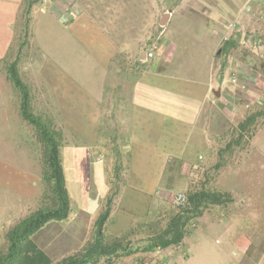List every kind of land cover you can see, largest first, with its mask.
I'll return each instance as SVG.
<instances>
[{"label": "crops", "instance_id": "1", "mask_svg": "<svg viewBox=\"0 0 264 264\" xmlns=\"http://www.w3.org/2000/svg\"><path fill=\"white\" fill-rule=\"evenodd\" d=\"M28 1L0 0V188L5 194H13L9 195L13 203L3 204L7 214L18 213L17 200L35 202L39 196L38 175L30 170V163L25 164L26 156L15 137V132L38 130L22 117L21 93L10 80V66L6 64L19 48L15 44L19 45V25ZM30 8L33 25L39 13L51 15L61 33L67 35V44L60 48L52 47L51 40L49 44L47 40L45 44L38 43L34 37L43 47L45 71L50 74L47 79L51 86L46 87L45 97L49 115L45 119L60 121L62 132H110V142H114V151L119 154L114 162L101 161L106 170L101 172L106 178L80 181L84 188L86 184L93 187L100 200L116 187L113 202L118 212H111L104 231L113 227L112 234H122L139 220L152 218L159 211L163 213L172 193L184 194L190 183H197V170L210 168L217 161L210 138L212 132H217L221 109L230 112L235 106H242L245 99L251 105H260L261 82L253 57H258L262 50L264 54V0H54L50 5L40 3ZM237 21L241 25L231 29L229 25ZM245 30L259 33L263 47L257 40L255 44L247 40ZM243 49H250L251 59L244 60ZM149 53L154 57L148 58ZM241 64L243 71L234 83L231 72H238L236 65ZM260 68L264 69V65ZM17 70L30 90L22 78L24 69L18 66ZM82 76L87 78L83 80ZM84 90L87 100L82 99ZM37 117L53 131L48 121ZM148 124L162 132H175L178 138L190 139L192 150L166 152L164 157L169 159L162 164H132L130 133ZM1 135L7 137L8 144L12 143L13 157L11 151L3 148ZM93 145L99 147L101 140L94 139ZM90 148L84 149L91 151ZM204 148H208L207 152ZM78 158L83 173H88L91 161L81 155ZM174 159L184 163L183 169L192 168V174L175 172L171 165ZM64 174L70 190L69 178L74 176L69 177L65 169ZM74 182L82 200L78 213L84 218L81 226L87 222L95 224L102 214L89 208L91 189L87 187L84 192ZM99 182H103L102 189ZM3 189H10V193ZM211 209L199 218L202 233L226 228L221 217H216L218 221L211 219L212 212L219 215ZM71 216L72 208L68 219L60 224ZM85 234L84 228V238ZM187 240L188 236L177 248L120 257L118 264H143L153 254L166 256L170 264H177L181 258L179 249Z\"/></svg>", "mask_w": 264, "mask_h": 264}, {"label": "rangeland", "instance_id": "2", "mask_svg": "<svg viewBox=\"0 0 264 264\" xmlns=\"http://www.w3.org/2000/svg\"><path fill=\"white\" fill-rule=\"evenodd\" d=\"M52 2L54 0H29L27 2L18 30L19 45L18 43L15 44L19 48L13 53L14 55L11 54L8 63H6L8 64L7 66L16 64L17 68L19 66L20 69H24L22 78L30 86L31 108L33 107V111H35L37 116H41L44 119L49 115L48 106L45 105V97L47 95L46 87L48 85L51 86V82L47 79L50 74L45 71L43 47L39 46L38 43L45 44V40H47L49 44V40H51L52 47L57 48L59 46L60 48L67 44V35L66 32L61 33L62 30L56 22H53L51 15L46 14V17L44 13H39L33 25L34 15L30 7L40 3L50 5ZM70 2L71 0H69ZM29 5L30 7L28 8ZM244 33H246L245 38L251 43L255 44L259 41V33H249L246 30ZM255 34L256 37H254ZM34 37H36L38 43L34 41ZM260 44L263 47L264 43L260 42ZM86 52L91 55L89 50ZM242 52L244 60L247 61V59L252 58L250 49H243ZM250 61L248 63H255L253 65L261 82V87L258 91L259 95H261L260 105H251L245 99L241 103L242 106H235L230 112L221 109L217 116V132H212L210 138V145L216 152L217 161L213 162L210 168L197 170V175L195 176L197 177V183H190V186H187V191L184 192L185 195H188L201 190H209L230 194L232 202L212 208L211 210H215L219 215L211 211L210 216L213 217L211 218L212 220H217L216 217H221L226 228L218 231L211 229L212 231L202 233L203 229L200 230L202 226L199 218L192 220L187 229L188 240L179 249L178 253L181 258L177 264H264V69L260 68L261 64L264 65L263 50L258 57H253V62ZM243 66L242 64L236 65V70H238L239 74ZM82 78L85 80L87 77L82 76ZM53 82L56 81L53 79ZM85 93L86 91L84 90L82 93L83 100L88 99L87 96H84ZM81 111L84 112V109H81ZM250 116L255 117V120L247 126L246 130L242 131L240 124L245 123ZM46 121H48L46 123L51 126L53 131H58L57 133L61 137V157L64 158L63 168L66 174L68 175L69 172V177L74 176L69 178L72 206L70 219L62 224L60 222H52L33 237L38 247L45 251L56 263L67 256L78 253L85 246L83 245L84 239L87 240L85 242L87 244L93 239L95 234L96 223L87 222L86 225L81 226L80 221L83 222L84 218L79 216L78 213L82 210V200L78 195L79 191L74 181L79 183L77 187L84 192L87 187L91 189L88 193L90 209L100 211L101 214L109 210V215L112 211L113 213L118 212L117 205L113 202V192H115L116 187H114L112 194L100 200L101 196L99 198L98 196L96 197L95 192L92 190L93 187H89V184L88 186L86 184L84 188L80 181L84 179L87 183V181L89 182V180L96 178L95 181L97 182L101 179L100 177L106 178L102 174L103 171H106L102 166V162L104 164L109 163V161L114 162L118 159L119 154L114 151L115 148L112 145L114 142H110V132H62L60 121ZM29 129L30 132H15V137L21 145V149H23L22 155L26 156L25 164L27 165V162L30 163L32 167L30 170L35 171L38 175L37 191L39 196L35 202L24 203L21 200H17L15 204L19 208L18 213L9 212L7 214L2 208L3 204L13 203L10 200L12 197L9 196L11 194L9 192L10 189L9 191L3 189L4 192L10 193L5 194L1 192L0 188V252H4L8 247L7 233L12 227L33 212L52 203L51 186L45 178L47 168L45 165L44 145L39 138L38 132H33V129ZM115 133L113 132V134ZM130 134L128 149L132 164H146L149 161H156L157 164H162L169 159V157H164L166 152L176 154L184 148L188 151L192 150V147L189 148L190 144H188L190 139H186V137L178 138L175 132L159 131L157 126L153 124L143 125V129L139 128L136 132L134 131ZM11 135H13V132ZM182 135L188 136L187 132H183ZM3 137L1 135L5 146L3 148L6 151H11L9 154L13 157L12 143L8 144L5 141L7 137ZM94 139L101 140V145H98L99 147L97 148L93 145ZM108 146L111 147L108 148ZM85 147H91L95 149V152L91 148V151L84 149ZM144 148L146 151H144ZM208 148H204V150L207 152ZM79 149H81L80 152ZM1 153H4V151ZM79 155L83 159L86 158L85 160L91 161L86 174L81 169ZM138 159L140 161L136 162ZM171 165L174 167L175 172L180 170L186 171L187 175L192 174V168L190 170L183 169L184 163H180L176 159L173 160ZM138 171L139 173L143 172V170ZM99 172L100 174H98ZM131 172L135 171L131 169ZM102 184L103 182L98 184L101 189ZM172 194L169 196V201H167L163 213L159 211L152 218L139 220L136 226L132 227L127 233L112 234L111 229L113 227L111 229L108 227L109 230L104 231L105 235L110 236V238L115 235L119 236L127 248L126 251L144 253L141 249L147 245L148 236L163 231L168 226L170 219L178 213V206L173 203V196L177 192ZM11 195L13 196V194ZM6 197L9 198L6 199ZM94 197L96 200L92 201ZM14 216L15 219L13 220ZM212 220H210V223ZM81 228H83V232ZM84 228L86 229L85 238ZM119 256L125 257L127 255L125 252H121ZM153 256L155 254L149 256V258L151 259ZM158 256L167 259L166 256L161 254ZM119 258H112L111 263H109V259L104 258L98 264H118Z\"/></svg>", "mask_w": 264, "mask_h": 264}, {"label": "trees", "instance_id": "3", "mask_svg": "<svg viewBox=\"0 0 264 264\" xmlns=\"http://www.w3.org/2000/svg\"><path fill=\"white\" fill-rule=\"evenodd\" d=\"M9 75L12 83L21 93L22 117L38 130L39 138L44 145L47 168L45 178L51 186L52 203L33 212L8 231V247L4 252H0V264H98L104 258L109 259L111 263V259L119 258L121 252H125L127 256L134 254L135 251H126L127 248L119 236L110 238L105 235L104 226L109 218V210L98 218L93 239L78 253L67 256L59 262L55 263L35 243L33 237L46 225L68 219L71 213V196L64 174L60 135L52 131L33 113L30 91L22 81L16 64L10 65ZM254 120L255 117L250 116L245 123L240 124V129L246 130ZM185 196L186 202L178 206V213L170 219L168 226L163 231L148 236L147 245L141 249L144 253L180 246L188 235L187 229L192 220L201 218L209 208L232 202L230 194L219 191L201 190ZM174 205L177 206L175 203Z\"/></svg>", "mask_w": 264, "mask_h": 264}, {"label": "built area", "instance_id": "4", "mask_svg": "<svg viewBox=\"0 0 264 264\" xmlns=\"http://www.w3.org/2000/svg\"><path fill=\"white\" fill-rule=\"evenodd\" d=\"M262 18V17H261ZM264 21V19H262ZM241 25V21H237L235 23H232L229 25L231 29H237L238 26ZM154 55L153 53L148 54V58H153ZM231 77L233 78L232 81L236 83L238 81L239 73L236 71H233L231 74ZM186 196L182 193H178L173 196V202L177 205L180 206L186 202ZM159 254H155L153 258H151L148 262H145L143 264H170L168 260L165 257L158 256ZM158 256V257H157Z\"/></svg>", "mask_w": 264, "mask_h": 264}]
</instances>
